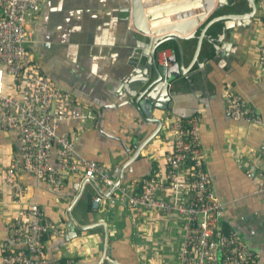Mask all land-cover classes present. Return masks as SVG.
Returning <instances> with one entry per match:
<instances>
[{"label":"crops","instance_id":"crops-1","mask_svg":"<svg viewBox=\"0 0 264 264\" xmlns=\"http://www.w3.org/2000/svg\"><path fill=\"white\" fill-rule=\"evenodd\" d=\"M159 1L162 12L165 4L178 0ZM255 3V16L242 26L226 19L213 21L196 64L172 93V108L147 110V119L117 94L131 75L137 34L131 11H127L130 0H44L28 24L27 47L42 72L76 100L72 119L61 123L57 133L71 139L80 156L105 165L131 191L143 179L165 175V156L171 149L167 116L199 117L205 171L224 205L220 226L224 231H237L258 255L257 264H264V194L256 193L246 173L252 164L264 168V70L257 52L264 41V0ZM149 9H145L147 18ZM250 11L247 0H228L202 26L220 16ZM168 24L173 23L157 27ZM196 43L180 42L179 47L170 41L158 53L171 49L180 61L181 48L185 68L194 58ZM10 92H14L12 85ZM232 93L256 110L263 123L233 120L227 112ZM152 119L161 120L162 126L146 142L158 127ZM20 161L18 134L0 128V264L5 255L2 245L10 238L9 226L22 206L11 202V192L3 182L6 171ZM50 164L59 168L55 156ZM16 177L27 188L22 203H37L63 231L60 237L45 238V256L39 264L67 260L74 264H152L155 258L157 264H179L183 218L178 214L129 208L106 198L95 209L92 200L106 186L98 178L85 184L83 172L66 174L65 186L58 193L32 174L17 172ZM158 196L170 198L164 190ZM70 217L77 226L89 228H73Z\"/></svg>","mask_w":264,"mask_h":264},{"label":"built area","instance_id":"built-area-1","mask_svg":"<svg viewBox=\"0 0 264 264\" xmlns=\"http://www.w3.org/2000/svg\"><path fill=\"white\" fill-rule=\"evenodd\" d=\"M43 2L0 0V128L18 134L21 158L6 171L3 184L11 192V202L22 204L9 226V242L2 245L5 252L2 264H39L45 256V238L63 234L37 203H22L27 188L17 179V172L34 175L56 193L64 188L66 174L83 172L85 184L98 178L106 186V191L92 200L95 209L106 198L129 208L178 214L183 218L179 264H257L258 255L249 249L238 232L224 231L220 226L224 205L205 171L199 117L184 120L172 113L167 116L166 137L171 149L165 156V175L141 180L134 191L114 179L105 165L80 156L74 142L57 133L61 123L72 119L76 100L56 87L28 50V24L39 13ZM257 52L259 66L264 70V41ZM157 54L160 65L171 66L174 54L171 49ZM229 98L227 112L233 120L263 123L241 96L232 93ZM53 156L58 169L50 164ZM246 173L255 184L256 193L264 194V168L252 164ZM163 190L169 192V199L159 198ZM152 264H157L156 258Z\"/></svg>","mask_w":264,"mask_h":264},{"label":"water","instance_id":"water-1","mask_svg":"<svg viewBox=\"0 0 264 264\" xmlns=\"http://www.w3.org/2000/svg\"><path fill=\"white\" fill-rule=\"evenodd\" d=\"M142 1L130 0L131 9H127L128 12L131 11L129 17L137 34L135 35L133 59L130 61L131 75L123 81L117 94L124 103L133 105L136 111L143 116V119H147L144 113L147 110H150V112L154 110L166 111L172 108V93L175 87H179L177 85L179 80L184 76L186 77L187 73L196 64L202 42L213 21L226 19L230 20L231 23L242 26L247 19H252L255 16L257 6L255 0H247L251 10L249 13L220 16L202 26L214 9L228 4V0H178L165 4L162 12L159 8L161 3L159 0H149L151 2L147 3ZM197 1L201 2L190 7V3ZM201 3L205 7L202 16L200 15L202 13L200 10ZM149 7L150 16L147 18L145 9ZM190 15H193L194 18ZM166 23L173 24L157 27ZM191 40H196L197 43L190 66L183 67L184 53L181 48H179L180 61H178L176 55H173L170 59V67L159 64L156 55L163 45L175 41L179 46L180 42ZM197 66L201 68V64L198 63ZM152 120L158 123V127L146 142L156 136L162 126L161 120ZM69 219L72 227L79 231H85L89 228L77 226L71 217Z\"/></svg>","mask_w":264,"mask_h":264},{"label":"bare ground","instance_id":"bare-ground-1","mask_svg":"<svg viewBox=\"0 0 264 264\" xmlns=\"http://www.w3.org/2000/svg\"><path fill=\"white\" fill-rule=\"evenodd\" d=\"M198 2H201V1H197V2H193V3H190L191 5H190V7H193V6H195L194 4H198ZM200 9H201V16L204 14V11H205V7L203 6V4L201 3V7H200Z\"/></svg>","mask_w":264,"mask_h":264},{"label":"trees","instance_id":"trees-1","mask_svg":"<svg viewBox=\"0 0 264 264\" xmlns=\"http://www.w3.org/2000/svg\"><path fill=\"white\" fill-rule=\"evenodd\" d=\"M167 46V45H166ZM166 46H164V48L166 47ZM175 50V49H174Z\"/></svg>","mask_w":264,"mask_h":264}]
</instances>
